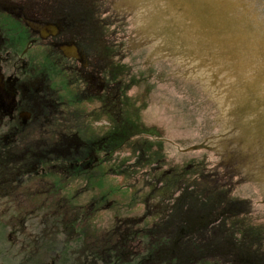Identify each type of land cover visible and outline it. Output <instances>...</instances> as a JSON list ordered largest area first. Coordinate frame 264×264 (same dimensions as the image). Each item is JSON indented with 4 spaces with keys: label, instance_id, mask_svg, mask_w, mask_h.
I'll use <instances>...</instances> for the list:
<instances>
[{
    "label": "flooded vegetation",
    "instance_id": "af4514ba",
    "mask_svg": "<svg viewBox=\"0 0 264 264\" xmlns=\"http://www.w3.org/2000/svg\"><path fill=\"white\" fill-rule=\"evenodd\" d=\"M116 2L128 1L0 0V238L8 230L13 244L0 254H25V264H264L257 171L224 133L197 144L219 154L212 166L207 154H167L165 126L142 119L151 74L125 69L126 44L97 20Z\"/></svg>",
    "mask_w": 264,
    "mask_h": 264
},
{
    "label": "water",
    "instance_id": "95a60500",
    "mask_svg": "<svg viewBox=\"0 0 264 264\" xmlns=\"http://www.w3.org/2000/svg\"><path fill=\"white\" fill-rule=\"evenodd\" d=\"M127 1L107 3L108 15H98L105 33L123 39L124 54L140 53L150 76L194 95L199 109L211 112L205 135H233L241 144L233 150L237 160L264 185V0ZM199 147L178 159L191 160ZM207 155L210 166L219 158Z\"/></svg>",
    "mask_w": 264,
    "mask_h": 264
},
{
    "label": "rangeland",
    "instance_id": "374dc122",
    "mask_svg": "<svg viewBox=\"0 0 264 264\" xmlns=\"http://www.w3.org/2000/svg\"><path fill=\"white\" fill-rule=\"evenodd\" d=\"M122 61L125 69H129L130 73L148 72L147 69H141L140 53L127 56ZM150 78L153 81L154 89L145 97L147 108L142 109V119L157 124L158 128H162L158 125L165 126L167 132L165 133L162 128L164 132L162 134L167 141L171 139L172 142L171 145L166 144L167 154L179 157L184 152L182 149L188 150L191 146L200 144L201 139L205 136V131H211V112H205V107L199 109L194 95H183L182 86L152 76ZM135 91V96L141 97L140 101L144 100L141 94L143 90L135 89ZM210 153L206 150L193 152L191 160L200 158L202 154ZM181 160L188 162V155ZM249 190L251 189L248 187L241 190V196H248ZM103 218L106 217L103 216ZM263 222L264 216H260L258 223ZM5 226L8 228L6 224ZM7 234L8 230L0 238V244L4 247H11L13 244H10ZM9 253L0 254V264H25L27 261L25 254Z\"/></svg>",
    "mask_w": 264,
    "mask_h": 264
}]
</instances>
